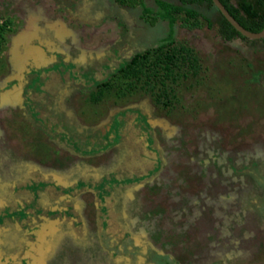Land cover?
Masks as SVG:
<instances>
[{
	"label": "rangeland",
	"instance_id": "1",
	"mask_svg": "<svg viewBox=\"0 0 264 264\" xmlns=\"http://www.w3.org/2000/svg\"><path fill=\"white\" fill-rule=\"evenodd\" d=\"M145 2L154 7V0ZM139 12L113 0H0V19L10 21L1 40L0 87L23 80L21 71L32 60L42 76L30 84L37 98L46 99L39 105L51 111L32 124L13 107L14 98L0 104V190L16 197L5 209L22 229L25 218L30 223L52 216L44 191L64 180L79 182L76 188L91 187L105 201L99 209L104 217L106 209L118 213L107 231L117 234L119 228L146 243L151 264H264V44L224 42L202 18L178 19L174 47L184 48L190 62L177 71L176 81L162 87L145 76L132 78L129 90L121 85L119 93L120 83L108 79L109 73L156 46L168 30L164 21L143 23ZM35 43H48L53 57L47 63L31 47ZM62 52L73 61L64 62ZM95 60L103 69L100 85L110 81V88L89 91L85 84L92 77L84 64ZM124 113H143L146 124L137 125L150 126L161 154L148 176L133 174L137 164L129 163L116 137L94 155L76 149L71 139L75 131L86 134L101 125L113 136ZM126 164L130 176L114 180ZM86 176L99 182L91 185ZM113 185L119 189L109 194ZM95 196L84 192L77 211L68 207L80 232L57 235L45 264H126L114 256L116 237L102 232L107 219L97 225ZM0 237L15 240L18 254L31 240L12 227Z\"/></svg>",
	"mask_w": 264,
	"mask_h": 264
},
{
	"label": "flooded vegetation",
	"instance_id": "2",
	"mask_svg": "<svg viewBox=\"0 0 264 264\" xmlns=\"http://www.w3.org/2000/svg\"><path fill=\"white\" fill-rule=\"evenodd\" d=\"M113 2L115 3L114 0ZM31 47L37 52H39L40 50L43 54H45L44 57H47L46 63L48 62V60H50V58L53 57L50 52L51 50L48 43H45L40 47L39 44L37 45V43H35ZM32 55L34 56V54ZM63 55L64 62L69 60L73 61V59L66 53H63ZM39 65L40 64L32 62V60L28 61L24 66V69L21 71L22 75H24V77H22L23 80L20 81V79L16 78L15 80L9 81L7 84H5L6 87H0V104H2L3 101V105H5L9 101L4 100H11L12 98H14L13 103L15 105H13V107L16 106L18 108H21L24 116L28 119V121L31 120L34 122H31L32 124H35V122H37V116H39L40 118H49V114L51 113L50 108L49 110H46L39 105V102H46V99L45 97L37 98L38 94L33 89L34 86L30 84L39 82V79L42 76V73L40 71H35V69ZM84 65H86L87 72H89L92 77V82H85V84L88 86L89 91H92L96 89L98 85H100L101 81L99 80L98 76H103V73L101 74L103 69L100 65V62L97 60L89 63L86 62ZM108 69L110 68L107 67V69L105 70ZM34 76L37 77L33 78ZM32 78L33 81H30ZM16 89L17 96H10L11 91ZM4 91H9L7 93L8 98L7 96L4 97ZM13 110L14 109L10 110V112ZM35 113L37 114L36 116H34V119L33 115ZM40 122V124H43L44 121L41 120ZM138 122L140 124H146V119L143 116V113L139 118H137L136 114H134L133 116H127V114L124 113V115L117 120V128L113 132V136L106 130H103V125H101L100 127L88 129L86 134H83V132L79 131H72L74 136H72L71 139L74 142V146L76 147V149L81 151L85 150L86 155H94L100 152L99 150H102L105 143H107V145L105 146L106 148L110 147L113 142V137H116L117 142L121 143L125 150H127L129 163H135V166L137 164V167H132L133 174L137 176H148L147 170L149 172V169H154L155 165H157V163L160 161L159 159L161 157V154L155 147L154 143H152L151 141L152 134L150 131V126L147 124L146 131L145 128L137 125ZM64 123L65 122H63V124ZM40 124L36 123V126L40 128H46ZM45 132L50 131L45 130ZM130 171V164H126V166H120L119 169L115 171L116 173L114 174V180H119L120 182L124 181L127 178L126 176H130ZM154 173L156 174L157 171L155 170ZM86 177L89 183L91 182V185H93L92 183L96 181L99 182L98 178L94 179L92 176ZM56 185L58 186L55 189L48 188L49 190L47 189V191H44L46 192L45 195L47 196V200L52 203V216H39L35 220L30 221V223H28V219L25 218L24 221H22V224H24L25 227L22 229L21 226H19V221L15 217L10 216V212L5 209V205L13 200H16V197L14 195H11L12 193H4L3 190H0V234L8 231L9 228L12 227L13 231L17 234H21V232L24 231L25 235L31 237V240L25 243L23 250L19 254L15 249V240L7 241L5 238H3L2 241H0V264H45V260L49 255V250L52 248V244L57 235L68 232H76V234H79L80 229L77 228L78 223H76V218L70 215L69 217L66 213L69 209L68 207H70L71 211L78 210V206L75 202L77 201L78 196L84 192H93L94 195L96 194L97 196V200L96 196L94 200L95 210L98 214L97 225L98 227L102 226L103 224L101 219H107L108 224L105 225L107 227L103 228L102 232H104V235H111L112 238L116 237V239L114 240L117 244L116 252L118 254H116L115 252L116 255L114 256L121 257L125 260L126 264H151L150 261H147L145 259V252L149 248L146 243L143 244L140 241L134 239L133 234H125L124 232L122 233V229L119 228H117V234L108 232V225H112V222H114L113 218H119V216L117 215L118 213L113 212L110 214L108 209H106V211H104V217V215H102V212H99V209L101 208V204L105 203V201L103 199L99 200V195H97V193L94 192L91 187L87 188L83 185L81 187L79 186V188H76L78 187L79 182L76 186V183H70V181L66 180L58 182V184H55V186ZM118 189L119 187L117 188V186L115 187L113 185L112 188L109 189V194L115 193V191H117ZM67 204H69V206H67ZM100 220L101 222H99ZM125 241L129 243H126ZM134 249H139V252L134 253ZM72 264L78 263L73 262Z\"/></svg>",
	"mask_w": 264,
	"mask_h": 264
},
{
	"label": "trees",
	"instance_id": "3",
	"mask_svg": "<svg viewBox=\"0 0 264 264\" xmlns=\"http://www.w3.org/2000/svg\"><path fill=\"white\" fill-rule=\"evenodd\" d=\"M114 1L123 9L138 8L139 19L151 27L155 26L158 21H164L168 26L166 35L160 39L156 46L135 53L118 70L109 73L108 79H115L120 83L118 85L119 93L122 91L121 85H126L129 90L132 86V78L141 79L145 76L147 80L151 81L152 79L162 87H165L168 81L173 83L176 81L177 71L190 62V55L185 52L184 48L182 52H179L174 47V27L178 19H182L184 22H196L200 17L209 27H217L218 35L224 42L240 39L250 44H264V38L249 40L241 36L214 6L212 0H178V3L154 0V7L148 6L145 0ZM220 2L245 29L255 33L263 29L264 0H220ZM202 8L204 12L210 13H203L200 10ZM9 25V20L0 19V47L1 40L9 30ZM99 87L110 88V81L103 82ZM150 87L153 88L152 85Z\"/></svg>",
	"mask_w": 264,
	"mask_h": 264
},
{
	"label": "water",
	"instance_id": "4",
	"mask_svg": "<svg viewBox=\"0 0 264 264\" xmlns=\"http://www.w3.org/2000/svg\"><path fill=\"white\" fill-rule=\"evenodd\" d=\"M214 6L219 10V12L224 16V18L231 24V26L243 37L249 40H261L264 38V27L260 32H251L241 26L233 16L230 15L228 10L220 2V0H212Z\"/></svg>",
	"mask_w": 264,
	"mask_h": 264
}]
</instances>
